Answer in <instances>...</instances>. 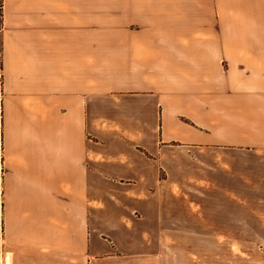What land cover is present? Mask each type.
<instances>
[{
  "label": "crops",
  "instance_id": "obj_1",
  "mask_svg": "<svg viewBox=\"0 0 264 264\" xmlns=\"http://www.w3.org/2000/svg\"><path fill=\"white\" fill-rule=\"evenodd\" d=\"M239 14L264 0H0V264L264 237V57H231Z\"/></svg>",
  "mask_w": 264,
  "mask_h": 264
},
{
  "label": "rangeland",
  "instance_id": "obj_2",
  "mask_svg": "<svg viewBox=\"0 0 264 264\" xmlns=\"http://www.w3.org/2000/svg\"><path fill=\"white\" fill-rule=\"evenodd\" d=\"M110 16L104 15V19H110ZM233 16L240 22L237 25L241 28L226 31L227 35L230 34L228 37L232 43L231 57H239L240 51L244 57H264V14ZM103 25H110V22H104ZM110 35V29H89V53L97 44L101 45L100 53H110ZM90 39L96 42H91ZM236 46L240 47V51L238 49L236 52ZM2 149L0 125V157ZM102 259L97 264H264V237H167L161 239L160 247L154 248L152 253L147 252L136 258L123 257L120 254L104 255Z\"/></svg>",
  "mask_w": 264,
  "mask_h": 264
},
{
  "label": "built area",
  "instance_id": "obj_3",
  "mask_svg": "<svg viewBox=\"0 0 264 264\" xmlns=\"http://www.w3.org/2000/svg\"><path fill=\"white\" fill-rule=\"evenodd\" d=\"M1 158V160H2V157H0ZM0 231H1V233H2V226H1V228H0Z\"/></svg>",
  "mask_w": 264,
  "mask_h": 264
}]
</instances>
